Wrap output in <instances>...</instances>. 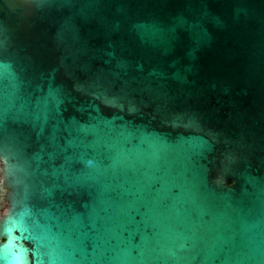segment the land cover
I'll return each mask as SVG.
<instances>
[{"label": "water", "instance_id": "water-1", "mask_svg": "<svg viewBox=\"0 0 264 264\" xmlns=\"http://www.w3.org/2000/svg\"><path fill=\"white\" fill-rule=\"evenodd\" d=\"M0 264H264V0H0Z\"/></svg>", "mask_w": 264, "mask_h": 264}]
</instances>
